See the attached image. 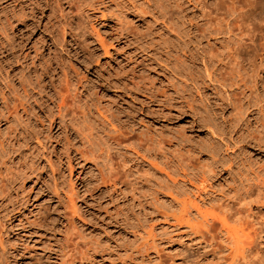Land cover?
<instances>
[{"label":"rangeland","instance_id":"1","mask_svg":"<svg viewBox=\"0 0 264 264\" xmlns=\"http://www.w3.org/2000/svg\"><path fill=\"white\" fill-rule=\"evenodd\" d=\"M256 23L260 0H0V264H264Z\"/></svg>","mask_w":264,"mask_h":264},{"label":"bare ground","instance_id":"2","mask_svg":"<svg viewBox=\"0 0 264 264\" xmlns=\"http://www.w3.org/2000/svg\"><path fill=\"white\" fill-rule=\"evenodd\" d=\"M220 1V0H219ZM232 1V0H231ZM237 1V0H236ZM259 1V0H258ZM232 3H234V1L233 2H230V4H231V6H226L225 5V7L227 8V11H228V13L229 14H231V15H235V13H236V10L234 9V6L232 5ZM260 3H261V8H264V0H260ZM226 8H225V10H226ZM226 11V12H227ZM235 12V13H234ZM255 12V11H254ZM257 14V13H256ZM254 15V14H253ZM237 17H239V16H232V19H234L235 20V18H237ZM263 21V20H262ZM261 21V22H262ZM253 22H255V21H253ZM257 24V25H256ZM255 24V30H257L256 31V33H252V38L250 39V40H253V39H255V37H258L259 36V34H258V32L262 29V28H264V24H262V23H256ZM255 30H253V31H255ZM254 37V38H253ZM175 180V179H174ZM173 181V180H172ZM205 181V179L203 180V182ZM262 189H264V184L262 185ZM180 204V203H179ZM181 215V214H180ZM179 215V216H180ZM176 219H177V217H175ZM181 218V217H180ZM178 220V219H177ZM187 221V220H186ZM206 222V221H205ZM222 230H223V233H224V236H225V239H226V241H227V243L229 244V246H228V249H229V251H232V252H237V251H239V250H243V248L241 247V245L239 244V241H238V239H237V237H238V233H239V231L241 230V228H240V224H239V222L237 221L236 223H237V225L236 224H230V223H228V221L226 220V218L224 217L223 219H222ZM203 225H205V223L203 222L202 223ZM190 227V226H189ZM245 251L247 252V253H249V249L247 248V249H245ZM243 258H245L244 256H243Z\"/></svg>","mask_w":264,"mask_h":264}]
</instances>
